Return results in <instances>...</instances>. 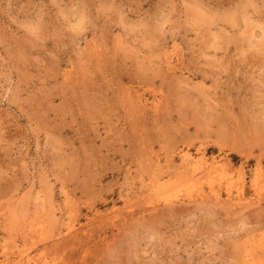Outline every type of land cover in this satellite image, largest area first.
<instances>
[{
	"label": "rangeland",
	"instance_id": "1",
	"mask_svg": "<svg viewBox=\"0 0 264 264\" xmlns=\"http://www.w3.org/2000/svg\"><path fill=\"white\" fill-rule=\"evenodd\" d=\"M0 264H264V0H0Z\"/></svg>",
	"mask_w": 264,
	"mask_h": 264
},
{
	"label": "bare ground",
	"instance_id": "2",
	"mask_svg": "<svg viewBox=\"0 0 264 264\" xmlns=\"http://www.w3.org/2000/svg\"><path fill=\"white\" fill-rule=\"evenodd\" d=\"M194 155V154H193ZM182 160L185 162V163H187L188 165H195V166H197V165H200V164H202L203 162H200V161H197V162H193V160H194V157L191 155V154H189V153H186V154H184L183 155V157H182ZM209 161V160H208ZM171 163V162H170ZM214 164L216 163V162H213ZM214 164H211L210 165V168H207V169H216V168H213L215 165ZM172 167V166H171ZM218 167V166H217ZM219 169V168H218ZM173 171V170H172ZM175 171H176V169H175ZM213 172V171H212ZM176 173V172H175ZM205 174H207V173H205ZM210 174V173H209ZM171 175V174H170ZM157 176V175H156ZM152 178V177H151ZM156 179V178H155ZM194 184V183H193ZM205 200V199H204ZM145 204V203H144ZM177 204V203H176ZM171 206H173V204L171 205ZM69 237V236H68Z\"/></svg>",
	"mask_w": 264,
	"mask_h": 264
}]
</instances>
